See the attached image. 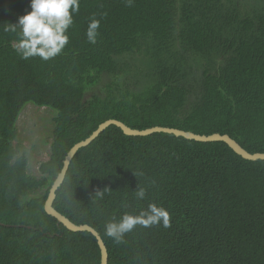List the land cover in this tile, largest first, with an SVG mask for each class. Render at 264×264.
<instances>
[{
  "label": "trees",
  "instance_id": "1",
  "mask_svg": "<svg viewBox=\"0 0 264 264\" xmlns=\"http://www.w3.org/2000/svg\"><path fill=\"white\" fill-rule=\"evenodd\" d=\"M29 11L30 0H0V264L101 263L97 238L69 230L45 202L69 150L108 119L226 133L264 152V0H80L68 45L49 61L21 59L18 32L4 31ZM93 17L95 44L86 36ZM137 54L149 67L142 89L131 80L142 69L128 60ZM192 55L210 61L199 86L182 73ZM31 102L57 111L41 177L15 144ZM138 186L147 188L144 200L134 198ZM149 203L170 211V228L137 227L121 244L106 236L107 221ZM54 206L101 233L109 264H264V160L222 141L129 136L111 125L78 151Z\"/></svg>",
  "mask_w": 264,
  "mask_h": 264
},
{
  "label": "clouds",
  "instance_id": "2",
  "mask_svg": "<svg viewBox=\"0 0 264 264\" xmlns=\"http://www.w3.org/2000/svg\"><path fill=\"white\" fill-rule=\"evenodd\" d=\"M135 0H124L126 6L131 7ZM31 11L19 17L17 23H10L4 31L17 33L19 40L15 51L21 59L28 60L39 57L49 61L60 55L69 43L68 30L74 24V14L80 10V0H30ZM100 21L93 17L86 32L87 40L91 44L97 42ZM139 177L142 173L135 172ZM155 184V181H152ZM97 191L92 198L102 199L105 190ZM147 188L138 186L134 191L136 200H144ZM153 226L171 227L170 211L156 203H149L146 208L136 213L125 212L119 218L113 217L104 225L105 234L114 243H124L125 236L137 227L151 228Z\"/></svg>",
  "mask_w": 264,
  "mask_h": 264
},
{
  "label": "rangeland",
  "instance_id": "3",
  "mask_svg": "<svg viewBox=\"0 0 264 264\" xmlns=\"http://www.w3.org/2000/svg\"><path fill=\"white\" fill-rule=\"evenodd\" d=\"M143 55V56H142ZM135 55L128 60L134 63L136 68H141V72L131 75V80L135 82L134 86L142 89L147 82L145 77L149 72V67L146 64V58L144 54ZM189 61H183L182 73L184 76V81H189L194 86H199L200 80L202 78V65L207 61L201 56L195 55L190 56ZM164 58V57H163ZM220 56L214 54L211 56V63L213 66L217 67L220 62ZM210 62V61H207ZM172 65L173 62L168 63ZM108 76H105L104 83L109 81ZM94 93H101V88L97 87L95 90L90 91L86 94L89 98ZM57 115V111L53 108L46 106H39L34 103H28L23 109L19 120L18 129L19 136L15 141L16 143L22 144V153H26L29 159L28 172L34 176L41 177L40 165L49 160L52 153V141L55 129L54 118Z\"/></svg>",
  "mask_w": 264,
  "mask_h": 264
},
{
  "label": "water",
  "instance_id": "4",
  "mask_svg": "<svg viewBox=\"0 0 264 264\" xmlns=\"http://www.w3.org/2000/svg\"><path fill=\"white\" fill-rule=\"evenodd\" d=\"M111 125H116L117 127L121 128L123 132L126 135L129 136H145L149 135L155 132H165L174 134L176 136H182L187 139H192L200 142H211V141H222L227 143L237 154L242 156L243 158L247 160H264V152H255L252 153L248 151L246 148H244L236 139H234L229 134H222L219 132H215L213 134H198L193 131L189 130H183L177 127H171V126H160L156 125L153 127L145 128V129H138L133 128L123 122L122 120L111 118L99 125V127L86 139L81 140L77 142L67 153L66 158L64 160V165L60 173L58 174L57 178L55 179L54 183L52 184L50 188L49 195L45 202V210L46 212L55 217L59 223L66 226L69 230L78 232V231H88L91 232L96 238L98 245L100 247L101 251V263L100 264H109V250L105 243V240L103 239L101 233L91 226L90 224H77L74 221H72L69 217L61 213L55 206V200L57 198V191L60 188V186L64 183L68 171L70 169L71 163L78 153V151L90 145L97 137L100 136V134L105 131L108 127Z\"/></svg>",
  "mask_w": 264,
  "mask_h": 264
}]
</instances>
